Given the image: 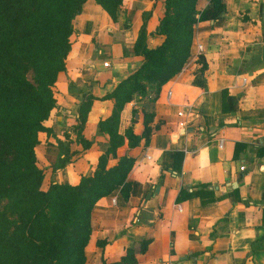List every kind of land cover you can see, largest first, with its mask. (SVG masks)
<instances>
[{
  "label": "crops",
  "instance_id": "0c3cea01",
  "mask_svg": "<svg viewBox=\"0 0 264 264\" xmlns=\"http://www.w3.org/2000/svg\"><path fill=\"white\" fill-rule=\"evenodd\" d=\"M161 1L122 0L112 20L95 0H86L73 19L66 70L53 86L56 107L45 121L51 133L39 132L35 148L42 189L92 175L107 141L97 124L113 108L102 97L142 62L134 53L142 26L149 47L162 41L156 33ZM223 2L222 16L194 24L188 60L158 93L154 111L161 127L147 145L124 144L109 157L108 166L122 155L135 158L127 177L130 191L124 198L117 188L94 205L85 264L118 260L126 249L134 250V264H264V0ZM208 4L197 0V11ZM223 89L237 99L233 112H222ZM86 94L96 97L83 129L93 141L89 149L69 133ZM149 94L124 105L120 133L132 124L133 109L138 110L133 131L142 133ZM176 152L182 155L177 170ZM201 186L213 190V201L176 200L181 190ZM145 240L149 243L140 252Z\"/></svg>",
  "mask_w": 264,
  "mask_h": 264
},
{
  "label": "trees",
  "instance_id": "16d2710c",
  "mask_svg": "<svg viewBox=\"0 0 264 264\" xmlns=\"http://www.w3.org/2000/svg\"><path fill=\"white\" fill-rule=\"evenodd\" d=\"M85 1L0 0V264L86 263L85 247L91 235L94 205L117 188L124 198L130 191L127 177L135 158L122 155L108 166L109 157L115 158L116 150L124 144L135 147L141 142L149 143L163 124L156 119L154 102L162 85L180 72L188 60L194 24L198 20H216L226 11L223 0H209L201 12L196 9L197 0H162L156 29L163 36L162 41L149 47L142 26L134 42V53L142 57V62L102 97L111 100L113 108L97 124L107 141L92 175H81L74 185L51 183L42 189L43 171L37 166L35 153L38 133H51L45 121L56 107L53 86L58 74L66 70L72 21ZM95 1L116 20L122 0ZM149 92L142 106V133L133 131L137 109L132 110V124L120 133L124 105L135 97L146 98ZM94 99L91 94L85 95L78 106L76 123L69 131L83 149L93 144L84 137L83 129ZM236 107V97L223 89L222 112H233ZM181 156L175 153L176 170L180 168ZM192 196L199 197L202 204L214 200L213 190L205 186L190 192L181 190L176 200ZM148 243H140V252ZM135 262L134 250L126 249L118 260H103L101 264Z\"/></svg>",
  "mask_w": 264,
  "mask_h": 264
},
{
  "label": "built area",
  "instance_id": "2783aa9c",
  "mask_svg": "<svg viewBox=\"0 0 264 264\" xmlns=\"http://www.w3.org/2000/svg\"><path fill=\"white\" fill-rule=\"evenodd\" d=\"M196 49H197V52H198V53H201V52L203 51L204 48H203V45H202V44L198 43V44L196 45ZM107 65H108L107 62L104 63V66H107ZM242 82H243V83L246 82V78H245V77L242 78ZM171 93H172V91H171V90H168V96H170ZM179 114L181 115L182 112H180ZM223 142H224L223 138H219V139H218V145H219V147H222ZM146 157H147V158H150V156H149L148 154H146ZM243 168H244V166H241V169H243ZM112 203H115V198H112ZM177 207H178V210L181 211V206L178 205Z\"/></svg>",
  "mask_w": 264,
  "mask_h": 264
}]
</instances>
